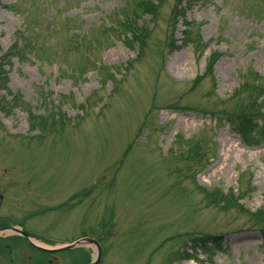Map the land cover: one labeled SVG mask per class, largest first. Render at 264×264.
Segmentation results:
<instances>
[{"label":"rangeland","instance_id":"rangeland-1","mask_svg":"<svg viewBox=\"0 0 264 264\" xmlns=\"http://www.w3.org/2000/svg\"><path fill=\"white\" fill-rule=\"evenodd\" d=\"M0 188L102 264H264V0H0Z\"/></svg>","mask_w":264,"mask_h":264},{"label":"flooded vegetation","instance_id":"flooded-vegetation-1","mask_svg":"<svg viewBox=\"0 0 264 264\" xmlns=\"http://www.w3.org/2000/svg\"><path fill=\"white\" fill-rule=\"evenodd\" d=\"M6 202L5 189L0 188V264H92L95 254L104 248L103 237L99 235L79 238L76 241L77 246L68 251L67 248L63 251L48 248L42 244L45 239L31 233L20 223L14 224V221L8 218L14 215L5 208ZM15 230L29 236L13 232ZM77 249L81 250L83 255L67 257V252ZM99 264H102V260Z\"/></svg>","mask_w":264,"mask_h":264}]
</instances>
